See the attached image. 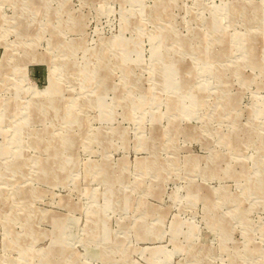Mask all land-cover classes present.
<instances>
[{"label":"rangeland","instance_id":"rangeland-1","mask_svg":"<svg viewBox=\"0 0 264 264\" xmlns=\"http://www.w3.org/2000/svg\"><path fill=\"white\" fill-rule=\"evenodd\" d=\"M0 264H264V0H0Z\"/></svg>","mask_w":264,"mask_h":264},{"label":"bare ground","instance_id":"bare-ground-1","mask_svg":"<svg viewBox=\"0 0 264 264\" xmlns=\"http://www.w3.org/2000/svg\"><path fill=\"white\" fill-rule=\"evenodd\" d=\"M50 99H51V98H50ZM175 108H176V107H175ZM48 113H49V112H48ZM48 113H47V114H48ZM12 115H13V114H12ZM23 123H24V122H23ZM17 166H18V165H17ZM20 166H21V165H20ZM254 191H255V190H254ZM20 196H21V195H20ZM28 224H29V223H28Z\"/></svg>","mask_w":264,"mask_h":264}]
</instances>
